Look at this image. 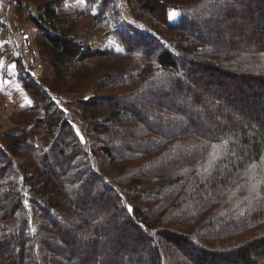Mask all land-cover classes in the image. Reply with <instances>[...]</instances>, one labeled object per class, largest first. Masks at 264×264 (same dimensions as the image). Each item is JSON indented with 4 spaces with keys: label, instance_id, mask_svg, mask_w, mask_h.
<instances>
[{
    "label": "trees",
    "instance_id": "16d2710c",
    "mask_svg": "<svg viewBox=\"0 0 264 264\" xmlns=\"http://www.w3.org/2000/svg\"><path fill=\"white\" fill-rule=\"evenodd\" d=\"M8 1L53 76L20 67L33 120L0 132V264H264V0H128L123 51L72 31L113 0ZM69 78L96 94L53 101Z\"/></svg>",
    "mask_w": 264,
    "mask_h": 264
},
{
    "label": "rangeland",
    "instance_id": "374dc122",
    "mask_svg": "<svg viewBox=\"0 0 264 264\" xmlns=\"http://www.w3.org/2000/svg\"><path fill=\"white\" fill-rule=\"evenodd\" d=\"M115 4H109L107 3V5H101L99 7L95 9H92V12L96 15L94 18L93 17H84L82 18L78 24L74 27V29L72 30L73 33H75V39L78 42H82L83 44H87L92 46L93 48L95 47H108V48H114L115 50H117L118 48L121 49L120 43H119V39H118V35L122 34V31L117 30L118 26L121 25V22H130L133 18V15L130 11V9L128 8L127 2L128 0H113ZM72 5H75L77 7H82V3L79 2V0H72ZM30 5H33L35 7L36 12L33 13L34 17L33 18H37V7L33 4V3H28ZM94 6V5H92ZM30 6H26L25 8H29ZM111 7V10L109 11V8ZM30 9V8H29ZM31 11V10H29ZM24 12V11H23ZM32 13V11H31ZM31 17V16H29ZM142 20H146V18L141 17ZM179 19V16L176 13H170L169 14V20L171 22H176ZM141 29V28H140ZM207 36L211 37L214 36L213 32H208V34H206ZM223 37V34H220ZM38 54V52H37ZM38 58V57H37ZM35 57V59H37ZM65 68V67H64ZM33 69L32 74L29 72L28 74L24 73L23 75L26 77V75H30L29 79L34 80L35 82L41 81V77L44 76V78L46 79L48 76H51L53 73V69L52 67L46 65V67H42L41 64L38 62L37 66L31 68ZM24 70V69H23ZM25 72V70H24ZM53 76V75H52ZM85 80V79H84ZM52 82V83H51ZM49 84H52L53 87H55L54 89L61 91L59 92V94L55 91H45L46 94L55 102H58L60 104H63L64 102H70V101H74V100H78V97L81 96L84 99H87L89 97H91L92 95L96 94V90L95 87L93 89V87L90 85V83L88 82V84H83L82 80L80 79V81H76L73 79H67L66 82L62 85L55 83V81H48ZM80 88L81 90L78 91L77 89ZM69 89V90H68ZM84 89V90H83ZM148 91L143 90L140 91L138 94L133 95V98H129L127 97L126 99H124L122 101V105H123V112H125V115L127 114L128 116H131V114L133 113V111H137L138 109L142 110V106L144 102H146L148 99H150V94L147 93ZM25 93V92H24ZM107 94V92H100L98 93V96H103ZM39 97L37 98L38 101H42L41 99V95H38ZM169 99V96L166 97V100ZM152 100V99H151ZM170 100V99H169ZM30 101V103H29ZM154 102H156V104L160 107L163 106H169L170 104H172L171 102H167L165 104H160V102L158 103L157 100H153ZM31 98L29 97V95H26V97L22 98L16 109H13V111L11 112L10 115V119L12 121L11 126L6 128V129H0V132L4 131V130H8L11 129L13 126H17L19 125L20 121H32L33 120V116L34 113L31 112L30 110V104H31ZM178 104V103H177ZM173 105V104H172ZM38 107V106H37ZM179 108V107H177ZM143 113L146 116H149V112H145L143 111ZM154 114L153 118H155ZM152 118V119H153ZM95 119V118H94ZM91 119V120H94ZM177 121V120H176ZM185 123V122H183ZM76 129L80 132V129L78 126H76ZM118 131V129H115L113 131V133H116ZM90 183L92 184V182L90 181ZM85 187L90 189V185H85ZM97 189V188H96ZM87 194L89 195V191H86ZM88 202H90L91 207H95L96 209H98L99 211L102 210V205L101 202H99L98 199H96V196L94 195V198H92V200H89ZM170 213V212H169ZM169 213H165L168 214ZM105 216H112V215H116L117 213H114L111 210H104L103 213ZM117 217V215H116ZM73 221V220H72ZM71 224H75L78 225V221H73L71 222ZM122 230L120 229H114L111 232V236L115 235V237H117L118 235L120 236V232ZM136 234L131 235V237H134ZM138 242V239L137 241ZM133 243V242H132ZM138 244V246H140L141 244L139 243H135L134 245ZM79 250V249H78ZM147 253V250H140L138 251V253L136 254L137 256H141L144 257Z\"/></svg>",
    "mask_w": 264,
    "mask_h": 264
},
{
    "label": "crops",
    "instance_id": "0c3cea01",
    "mask_svg": "<svg viewBox=\"0 0 264 264\" xmlns=\"http://www.w3.org/2000/svg\"><path fill=\"white\" fill-rule=\"evenodd\" d=\"M24 6H31L28 3H23L22 11L20 12L19 5L10 3L8 0H0V129H6L11 126V112L19 101L26 97L21 85L18 82L20 67L27 71L35 66V57H38L35 49L34 37L37 34V28L32 24L31 17L23 18ZM24 26L29 34V52L33 54L31 63L22 60L19 63L20 56L12 48L11 30ZM17 54V55H16ZM29 73V72H28Z\"/></svg>",
    "mask_w": 264,
    "mask_h": 264
},
{
    "label": "built area",
    "instance_id": "2783aa9c",
    "mask_svg": "<svg viewBox=\"0 0 264 264\" xmlns=\"http://www.w3.org/2000/svg\"><path fill=\"white\" fill-rule=\"evenodd\" d=\"M25 7L26 6H24V8ZM29 16H31V11H29V8H25V12H23L22 17L25 19L29 18ZM10 32L13 50L20 54L22 60L31 63L34 56L31 52H29V34L25 27L19 26ZM27 71L32 74L33 69H27Z\"/></svg>",
    "mask_w": 264,
    "mask_h": 264
},
{
    "label": "snow or ice",
    "instance_id": "6c2138e0",
    "mask_svg": "<svg viewBox=\"0 0 264 264\" xmlns=\"http://www.w3.org/2000/svg\"><path fill=\"white\" fill-rule=\"evenodd\" d=\"M79 2H80V3H83L84 0H79ZM117 50H118V51H123L122 49H119V48H118ZM29 103H30V101H29ZM252 191L255 192V189H252Z\"/></svg>",
    "mask_w": 264,
    "mask_h": 264
},
{
    "label": "water",
    "instance_id": "95a60500",
    "mask_svg": "<svg viewBox=\"0 0 264 264\" xmlns=\"http://www.w3.org/2000/svg\"><path fill=\"white\" fill-rule=\"evenodd\" d=\"M29 10H31V11H32V13H35V12H36V10H35V7H34V6H31V8H30Z\"/></svg>",
    "mask_w": 264,
    "mask_h": 264
}]
</instances>
